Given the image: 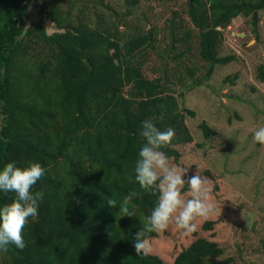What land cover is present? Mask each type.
I'll return each instance as SVG.
<instances>
[{
  "label": "trees",
  "instance_id": "16d2710c",
  "mask_svg": "<svg viewBox=\"0 0 264 264\" xmlns=\"http://www.w3.org/2000/svg\"><path fill=\"white\" fill-rule=\"evenodd\" d=\"M30 1L0 0V170L9 162L21 168L39 162L45 174L32 191L43 190L44 198L23 230L26 247L0 249V264H233L222 244L204 235L219 223L207 217L171 261L153 245L149 255H136L134 235L147 229L157 196L139 189L134 167L145 143L144 120L175 130L161 149L174 162L181 157L178 146L194 142L183 112L192 118L195 112L182 111L179 99L209 80L215 66L232 61L219 51L234 19H245L259 40L264 0H186L195 33L171 22L168 62L151 78L145 68L157 30L145 31L130 20L137 0H124L122 13L104 0H70L67 9L54 0H35L39 16L56 30L49 35L42 20L25 27ZM193 39L202 66L186 64ZM262 68L258 76L264 82ZM151 69L159 71L154 64ZM199 129L205 140L213 133L205 122ZM190 169L213 181L212 193L221 186L233 197L215 172ZM133 190L139 194L128 206L135 215L122 217L120 202ZM14 198L0 192V206ZM109 199L117 200L115 208L108 207ZM158 237L146 231L150 242ZM262 254L263 263L249 264H264Z\"/></svg>",
  "mask_w": 264,
  "mask_h": 264
},
{
  "label": "rangeland",
  "instance_id": "374dc122",
  "mask_svg": "<svg viewBox=\"0 0 264 264\" xmlns=\"http://www.w3.org/2000/svg\"><path fill=\"white\" fill-rule=\"evenodd\" d=\"M185 1L137 0V5L130 9V20L134 24H139L145 31L150 28L157 30L155 51L147 55L149 63L145 74L148 78L161 75L163 63L168 62L167 55L170 51L164 50L170 44L168 28L172 21L175 24L185 23L186 30H192V35L195 33L185 13ZM54 2L62 5L63 9L70 5V0ZM35 3V0H31L28 5L29 18L25 27L42 20L48 35L56 32L50 21L39 16ZM104 4L118 13L125 12L127 7L124 0H104ZM102 10L106 14L109 12L105 5ZM174 12L179 17H174ZM260 18L257 41L245 19H234L223 32V44L219 51V56H233L232 61L215 66L209 80L191 92H185L179 99L182 111L188 109L195 112L193 118L183 112L185 124L194 142L178 146L181 154L178 162L169 159L170 164L187 170L186 176L194 174L190 169L193 165L215 172L216 177L233 192V197L230 198L229 191L220 186L219 191L211 193L210 202L215 207V213L207 218L219 223L214 225L215 230L203 232L205 236L222 244L224 257L232 258L233 264L263 263L264 145L255 142L253 136L256 129L264 127V82L258 76L260 66H263L264 74V10L260 13ZM180 36L182 30L179 31ZM187 47L191 50L185 54L189 57L186 64L202 66L203 62L197 56L195 39ZM185 49L186 46L181 50ZM153 64L159 71L153 72ZM202 75L203 73L199 76ZM202 122L213 132L207 140L203 139L199 129ZM182 198H190L187 186L182 190ZM204 220L205 217H197L193 221L196 224L195 231L199 230ZM165 232L170 236H165ZM189 236L190 233L181 230L173 218L168 228L159 232V237L150 243L155 251L171 261L178 247Z\"/></svg>",
  "mask_w": 264,
  "mask_h": 264
},
{
  "label": "clouds",
  "instance_id": "9594fccd",
  "mask_svg": "<svg viewBox=\"0 0 264 264\" xmlns=\"http://www.w3.org/2000/svg\"><path fill=\"white\" fill-rule=\"evenodd\" d=\"M140 136L145 143L138 152L134 167V180L142 192L157 196L151 214L147 217V229H141L134 235L133 248L136 255L147 256L151 253V243L147 232H163L170 221L188 233L196 230L193 221L197 217H207L215 213L210 202L213 181L202 174L186 176L187 170L170 164L169 157L161 149L169 145L175 136V130H161L150 120L141 124ZM255 142L264 145V127L254 131ZM45 169L39 162L30 161L26 167H18L14 162L7 163L0 170V192L14 193L15 198L0 206V249L7 250L9 245L23 250L26 247L23 230L29 218L38 215L39 202L44 198L43 190L33 192V187L44 176ZM188 187L190 198H182V190ZM139 193L135 190L126 194L120 202L122 217H133L129 202ZM110 208L117 206V200L109 199Z\"/></svg>",
  "mask_w": 264,
  "mask_h": 264
}]
</instances>
